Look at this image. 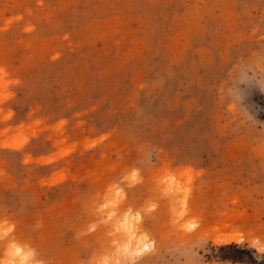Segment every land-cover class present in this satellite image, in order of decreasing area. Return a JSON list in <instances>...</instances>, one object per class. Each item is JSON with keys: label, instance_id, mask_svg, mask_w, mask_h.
Wrapping results in <instances>:
<instances>
[{"label": "rangeland", "instance_id": "rangeland-1", "mask_svg": "<svg viewBox=\"0 0 264 264\" xmlns=\"http://www.w3.org/2000/svg\"><path fill=\"white\" fill-rule=\"evenodd\" d=\"M0 232L46 264L261 261L264 0H0Z\"/></svg>", "mask_w": 264, "mask_h": 264}, {"label": "clouds", "instance_id": "clouds-1", "mask_svg": "<svg viewBox=\"0 0 264 264\" xmlns=\"http://www.w3.org/2000/svg\"><path fill=\"white\" fill-rule=\"evenodd\" d=\"M189 224H192L191 221H188ZM199 225L195 224L192 227V231H195ZM14 230V227H13ZM4 240V234L0 232V243ZM14 250L8 252L5 250V256H0V264H46V261L39 256L37 250L32 247L30 244H18L14 243L10 245ZM249 247L254 248L257 252L258 259L264 258V242L259 240H253Z\"/></svg>", "mask_w": 264, "mask_h": 264}, {"label": "bare ground", "instance_id": "bare-ground-1", "mask_svg": "<svg viewBox=\"0 0 264 264\" xmlns=\"http://www.w3.org/2000/svg\"><path fill=\"white\" fill-rule=\"evenodd\" d=\"M16 148H19V147L17 146ZM239 240H240V236L220 237L217 239V244H227L231 242H238Z\"/></svg>", "mask_w": 264, "mask_h": 264}, {"label": "trees", "instance_id": "trees-1", "mask_svg": "<svg viewBox=\"0 0 264 264\" xmlns=\"http://www.w3.org/2000/svg\"><path fill=\"white\" fill-rule=\"evenodd\" d=\"M231 246L236 247L237 245L232 244ZM223 248H226V247H223ZM252 264H264V258H262L261 261L254 259Z\"/></svg>", "mask_w": 264, "mask_h": 264}]
</instances>
